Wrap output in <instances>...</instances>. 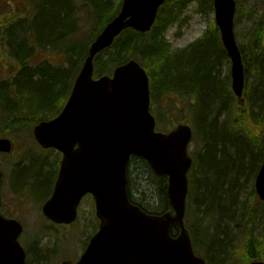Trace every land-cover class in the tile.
Returning <instances> with one entry per match:
<instances>
[{"label":"trees","instance_id":"obj_1","mask_svg":"<svg viewBox=\"0 0 264 264\" xmlns=\"http://www.w3.org/2000/svg\"><path fill=\"white\" fill-rule=\"evenodd\" d=\"M22 1V4H26V9L22 5L23 12L14 11L11 16L0 14V37L3 35L9 46L5 62L11 59L19 65V69L8 78L0 76V136L20 137L40 121L52 119L60 113L89 55L91 44L119 13L123 2ZM174 1L168 0L160 8L151 32L142 34L132 29L126 30L110 49L99 54L95 59V74L111 76L116 67L135 59L150 77L152 100L156 99L155 92L162 91L188 99L199 97L197 106H201L204 114L194 112L192 123L196 126L195 137L203 144L204 151L195 155L196 164L189 174L191 210L188 218L198 221V214L203 221L213 225V229L202 231L199 239L191 228L194 246L204 247L208 264H235L236 261L237 264H248L254 259L264 260V203L256 201L255 206L250 207L247 201L238 200L239 191L242 190L241 179H256L264 162V15L256 30L254 65L248 54L243 53L246 66L245 97L251 101H247L243 116L236 115V119L228 125L229 114L222 111H227L229 97L234 103L235 97L229 94L226 81L222 78L223 66L230 64V61L220 31L213 22L197 41L185 49L172 51L165 34L179 22L188 0H179L171 5ZM236 1L241 7L240 0ZM213 10V0H199L198 12L209 14ZM25 11L27 18H23ZM79 34L82 40L78 39ZM37 47L62 52L68 69L45 60L36 62ZM252 66L256 76L248 81ZM240 127L248 138L242 133L236 135L235 130ZM248 139L252 142L248 143ZM44 162H40L37 169L35 164L19 166L18 177L24 180L27 175L36 173V178H39L37 183L44 187L48 180V173H44ZM133 162L142 165L139 169L142 177L138 176L142 192L146 193L147 190L143 182L145 174L151 173L160 181L155 189L160 204L150 208L151 201L147 197H140L142 201L134 198L128 168L131 201L148 213L162 214L168 211L164 190L166 177L155 175L143 159L132 157L130 164ZM253 193L256 194L254 187ZM177 235L178 230L173 229L172 236ZM34 256L37 264L39 258L47 257L46 254H38V250Z\"/></svg>","mask_w":264,"mask_h":264},{"label":"water","instance_id":"obj_2","mask_svg":"<svg viewBox=\"0 0 264 264\" xmlns=\"http://www.w3.org/2000/svg\"><path fill=\"white\" fill-rule=\"evenodd\" d=\"M166 1L123 0L118 15L92 43L60 115L34 128L42 148L63 154L54 193L43 206L44 216L55 224L70 225L77 219L83 197L91 194L96 203L99 230L76 264H207L196 255L186 224L193 128L180 124L168 132H157L150 109L149 77L137 61L117 67L111 77L94 78L96 56L127 29L151 31ZM214 10L232 62V89L243 103L245 67L234 35L236 2L214 0ZM12 150L13 142L1 138L0 154ZM132 156L146 160L157 175L167 177L166 213L148 214L130 201L127 169ZM2 181L0 171V189ZM256 192L264 202V164ZM173 227L180 230L177 237L171 235ZM22 234L19 221L2 215L0 197V264H27Z\"/></svg>","mask_w":264,"mask_h":264},{"label":"rangeland","instance_id":"obj_3","mask_svg":"<svg viewBox=\"0 0 264 264\" xmlns=\"http://www.w3.org/2000/svg\"><path fill=\"white\" fill-rule=\"evenodd\" d=\"M179 0H175L171 5L177 4ZM22 0H0V14H6V16H11L12 12H23V8L26 4H22ZM241 7L238 9V12L235 17V35L236 40L239 46L241 47L243 53L248 54V57L252 59L251 63L254 65V45L256 41V30L258 28V23L262 19L264 14V0H240ZM24 7H23V6ZM199 0H188L187 8L179 16V22L171 26L166 34L165 38L171 50L177 51L182 50L197 41L200 37L203 36L205 31L213 23L215 19V13L203 14L198 12ZM26 9V7L24 8ZM25 16L27 18V12L25 11ZM84 14H80L82 16ZM80 38V34L78 35ZM9 46L3 35L0 37V76L6 77L11 75L13 72L19 69L17 63H13L12 60L5 62V54H8ZM4 54V55H3ZM68 58V56H66ZM248 58V59H249ZM65 56L62 52L58 50H52V48L43 49L37 47L35 50V61L46 60L51 62L55 66H62L64 69H68V62L65 60ZM12 62V63H11ZM250 67L249 80L251 81L256 76L255 72L252 71ZM18 68V69H17ZM222 78L226 81L227 91L229 94L232 93V83H231V66L228 63H225L222 71ZM156 99L153 100V114L159 119L160 123L157 122V131H166L170 128L171 125L178 123H184V121H191V118L194 119V112L197 115L202 114L204 111L200 105L197 106L199 102V97L196 96L192 100L187 97H179L175 93H167V91H162L156 93ZM155 97V96H154ZM227 103V111H222V113H228V125L231 120L236 119V115L239 117V112L236 103H234L232 97H229ZM154 99V98H153ZM251 101V100H247ZM248 105V104H247ZM253 105V103H252ZM207 107H205V111ZM204 114V113H203ZM224 118H221L223 121ZM194 127V125H193ZM195 128V127H194ZM236 135L242 133L245 135L243 128H237L235 130ZM241 131V132H240ZM29 130L23 132L19 137V143L21 147L11 155L0 156V170L3 171L5 175V185L2 190L3 199L10 205L14 203L16 208L18 207L19 211L16 213V217L20 219L19 221L24 227V233L22 236L21 244L29 249V260H32V264H37L35 260V251L38 250V254H46L47 257L43 256V259L39 258L38 264H58L65 257L72 258V260L78 259L84 252L89 239L95 234L96 226H98V221L95 217V207L94 201L90 196L86 197L84 202L81 205L79 221H76L71 225H61V227L56 226L49 221H47L41 212V204L34 201L24 200L22 205L18 204V198L22 195L19 190H13L11 185L10 177L12 178L18 176L17 169L19 166H28L29 164L39 165L40 162H44V173L52 172L58 169L59 156L55 151H43L35 143L33 135L31 136ZM238 133V134H237ZM246 136V135H245ZM248 138V136H246ZM244 137V139L246 138ZM246 140V139H245ZM193 142L191 145L192 154L199 153L202 154L204 151L203 144L199 142ZM252 142L251 139H248V143ZM196 143V144H195ZM197 143H199V148H197ZM39 161V163H38ZM142 167L141 163L133 162L130 164V176H131V189L134 192V198L142 201L140 197H147L151 203L149 204L150 208H156L160 204V200L156 194V187L160 182L152 174H145L144 187L146 193L142 192L139 189L138 176ZM56 168V169H55ZM52 169V171H49ZM21 179V177H17ZM141 180V179H140ZM242 190L239 191L238 200L250 205V207L255 206V202L258 201L257 194L253 193V187L255 186V178L248 179L246 177L242 178L240 181ZM147 187V188H146ZM151 188L150 190H148ZM139 190L141 192H139ZM140 194V195H139ZM42 198H36L41 202ZM156 199V200H155ZM22 207V208H21ZM198 221H189L188 223L194 227L195 236L199 237L202 235V231L208 230L212 231L213 225H210L208 221H203L201 216L197 214ZM200 243V241H198ZM237 242V241H236ZM202 243V242H201ZM196 247V246H195ZM196 253L204 255V247L195 248ZM34 261V262H33ZM226 262V261H225ZM238 262L236 261L235 264ZM227 264V262H226ZM231 264V263H228Z\"/></svg>","mask_w":264,"mask_h":264},{"label":"flooded vegetation","instance_id":"obj_4","mask_svg":"<svg viewBox=\"0 0 264 264\" xmlns=\"http://www.w3.org/2000/svg\"><path fill=\"white\" fill-rule=\"evenodd\" d=\"M61 161L58 163V172L56 173V170L52 172H48V180L46 181V184L44 187L39 186L37 183L39 178L37 177V174L32 173L31 175H27V177L24 178V180L17 178L18 176L12 178L10 177L11 180V185L13 190H19L20 189V194L22 195L20 198L17 200L19 201L17 205H22L24 203V200L27 199L28 201H36L39 204L42 203L43 205L47 202V200L52 196L54 192V188L58 179V174H59V167H60ZM35 169L38 168L40 165H35ZM32 172V171H31ZM43 198L41 202L38 200H35L36 198ZM41 207V208H42ZM22 208V207H21ZM19 211L18 207L16 208V205L14 206V203L7 204L5 199L2 198V213L7 219L11 220H16V221H21L16 217V213ZM47 220V219H46ZM50 221V220H47ZM29 255L27 256V258Z\"/></svg>","mask_w":264,"mask_h":264},{"label":"bare ground","instance_id":"obj_5","mask_svg":"<svg viewBox=\"0 0 264 264\" xmlns=\"http://www.w3.org/2000/svg\"><path fill=\"white\" fill-rule=\"evenodd\" d=\"M247 103L246 104H242L240 107H238V112L240 113V116H243L244 114V110L246 109Z\"/></svg>","mask_w":264,"mask_h":264}]
</instances>
